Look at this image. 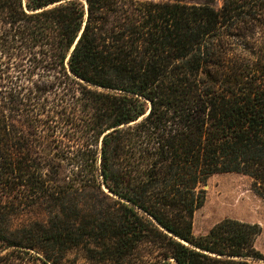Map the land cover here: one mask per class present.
<instances>
[{"label":"trees","instance_id":"16d2710c","mask_svg":"<svg viewBox=\"0 0 264 264\" xmlns=\"http://www.w3.org/2000/svg\"><path fill=\"white\" fill-rule=\"evenodd\" d=\"M231 172L264 198V0H0V264H264L193 234Z\"/></svg>","mask_w":264,"mask_h":264},{"label":"rangeland","instance_id":"374dc122","mask_svg":"<svg viewBox=\"0 0 264 264\" xmlns=\"http://www.w3.org/2000/svg\"><path fill=\"white\" fill-rule=\"evenodd\" d=\"M203 188L205 199L193 215V234L207 232L226 217L257 223L260 233L255 245L264 253V198L252 189L251 179L239 173H216L207 179Z\"/></svg>","mask_w":264,"mask_h":264}]
</instances>
